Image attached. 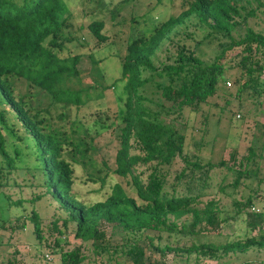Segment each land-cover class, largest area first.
Instances as JSON below:
<instances>
[{"label":"trees","instance_id":"obj_1","mask_svg":"<svg viewBox=\"0 0 264 264\" xmlns=\"http://www.w3.org/2000/svg\"><path fill=\"white\" fill-rule=\"evenodd\" d=\"M180 6L178 12L155 21L149 35L140 32L127 36L119 76L109 85L102 84L104 70L89 52L94 65L92 81L83 85L78 69L81 51L74 47L85 48L88 42L84 35L70 30L73 10L68 0H0V121L6 132L0 129V187L11 183L12 170L20 169L29 175L24 177L27 185L41 188L28 201L46 195L56 201L50 241L59 248L69 233L81 240L72 250L59 248L63 264H80L86 257L84 244H91L95 253L108 251L114 256L126 255L131 264H147L143 238L153 249L195 253L196 258L220 259L251 246H264L261 155L252 143L239 158L237 149L233 150L229 164L191 153L186 148L190 118L185 115L186 107L199 110L225 89L228 96L220 107L231 109L232 92L226 77H231L236 87L232 96L238 112L244 96L261 102L264 30L255 27L259 22L254 18L258 12L264 14V0H180ZM191 16L205 33L191 45L177 43L171 61L156 63L161 44ZM87 27L96 40L107 37L102 31L103 19H91ZM209 37L218 38L220 49L205 62L196 48ZM233 49H237L235 57ZM117 80L124 82V109L118 122L106 124L108 114L104 115L103 107L96 106L93 111L90 107L95 97L103 96ZM32 90L47 93L53 102L74 105L80 115L53 119L39 110L32 112L29 100L36 94ZM87 107L89 112L84 113ZM208 118L206 112L204 122ZM113 124L118 140L114 165L102 157L100 166L93 158L97 138L102 128ZM194 143L202 144L201 140ZM75 164L82 167L87 181L99 182L100 186L106 184L109 175L118 179L109 185L103 199L87 202L74 188ZM217 167L230 171L232 180L227 181L222 174L213 184ZM248 178L256 179V186H248L245 197L239 199L233 191ZM13 183H17L14 178ZM219 192L231 194V208L221 202ZM23 201L9 202L21 205ZM30 211L16 215L14 224L3 219L0 226L13 233L31 222L41 240L42 216L33 205ZM59 211L64 215L56 216ZM240 216L246 227L244 235L221 241L189 238V244L183 246H160L156 241L164 230L197 235L220 230ZM103 224L122 230L120 245L110 246Z\"/></svg>","mask_w":264,"mask_h":264},{"label":"rangeland","instance_id":"obj_2","mask_svg":"<svg viewBox=\"0 0 264 264\" xmlns=\"http://www.w3.org/2000/svg\"><path fill=\"white\" fill-rule=\"evenodd\" d=\"M72 8V26L70 30L80 36L84 35L88 42L87 47L79 49L81 51V59L78 64L80 77L83 85L91 83V70L94 69L89 52L93 53L94 58L98 60V66L104 70V77L100 80L102 84L109 85L116 80L120 72V57L125 53L126 38L129 35H137L144 32L149 35L155 21L165 19L171 13L178 12L181 9L180 0H68ZM255 3L253 2L252 5ZM258 18H254L259 22L255 27L264 30V14L258 12ZM134 18V20H133ZM91 19H103V33L106 34L104 40H96L90 34L87 22ZM205 33V30L197 19L193 16L189 17L184 23L178 25L170 34L155 55V62L171 61L172 55L176 52L177 43H185L191 45L195 39H199ZM225 39V38H221ZM220 45L218 38L209 37L202 41L196 48V53L205 61L209 62L214 55L219 51ZM235 52V53H234ZM237 49L232 50V55L235 57ZM168 56H171L168 58ZM233 72V71H232ZM227 80L229 82H227ZM123 81L117 80L113 86L105 89L104 95L95 97L92 101L90 109L93 111L96 106H102L105 114L104 122L107 124L111 121H119L120 112L124 109L125 92L123 89ZM226 86L232 94L235 93L236 87L233 85L231 77H226ZM36 94L30 98L33 106L32 112L57 119L60 117L76 118L80 115L74 105L62 102H53L51 97L45 92L32 90ZM228 90L225 93H218L211 103H203L199 110L185 108V115L190 118V127L187 130V150L195 154H200L204 159H210L213 162H218L220 159L225 160L228 164L232 162V151L237 149V158L246 153L247 146L252 143L257 155H261L260 170L264 172V95L261 102L258 103L254 99L244 96L243 107L237 116V100L232 96L230 108L220 106L224 105V100L228 96ZM100 103V104H97ZM89 112V107L84 108ZM234 111V112H233ZM82 112V113H83ZM209 114L207 123L204 122V114ZM83 113V114H84ZM118 115V117H117ZM92 123V122H91ZM93 127H95L93 125ZM0 129L4 131L0 121ZM5 132V131H4ZM6 133V132H5ZM117 126L102 128L99 137L97 138V151L93 155L95 162L101 166V158H105L110 165H114V155L118 144L116 139ZM195 140H201L202 144H195ZM1 158V154H0ZM75 177L74 188L79 192V197L87 202H94L103 199L109 191V185L117 180V176L109 175L105 185L100 186L99 182L87 181L85 179L84 170L78 164L74 165ZM222 174H226V180H232L233 175L224 167H217L213 171L212 182L215 184ZM29 176L23 173L22 170H12L9 174V185L0 187V222L5 219L12 224L15 216L24 213L30 214L32 205L42 216L40 222L42 224V239L39 240L32 228L31 222L22 230H17L11 233L9 228L0 226V264H63L59 257L60 247L72 250L75 245L80 244V238L74 237L69 233L67 242L63 241L60 247L57 248L50 241L51 232L49 229L51 214L56 205V201L52 198H47L46 195L41 200L37 199L34 202L28 201L30 198L41 190L34 186L27 185L26 178ZM13 178L17 183H13ZM245 183V184H243ZM239 184L235 189L234 195L239 199H243L248 192L247 187H255L256 179L248 178ZM231 191V189L228 188ZM134 194V193H132ZM221 202L228 204L231 208V194H223L219 192ZM135 195V194H134ZM23 198V204L16 205L9 202ZM264 202V197H263ZM24 207V208H23ZM63 216L64 213L59 211L56 216ZM180 221H178L179 223ZM245 223L242 217H238L236 221L231 222L220 228L210 232L199 233L197 235L185 234L182 231L164 230L160 233V238H157V243L162 246L164 244L185 245L189 244L190 239L201 241L212 239L215 241L224 240L227 236L242 235L246 232ZM68 228H72L71 223ZM105 236L110 240V246L122 243V230L113 228L111 224H103ZM154 234L155 231L147 230ZM243 234V235H244ZM190 238V239H189ZM146 244V263L147 264H264V246H251L246 251L231 253L220 259L199 257L196 258L195 253L187 254L183 251L153 249ZM82 245V244H81ZM117 245V246H118ZM111 249V248H110ZM85 259L80 264H131V260L126 255H112L108 251L95 253L91 244H84L82 247Z\"/></svg>","mask_w":264,"mask_h":264},{"label":"built area","instance_id":"obj_3","mask_svg":"<svg viewBox=\"0 0 264 264\" xmlns=\"http://www.w3.org/2000/svg\"><path fill=\"white\" fill-rule=\"evenodd\" d=\"M227 82H229V81H227ZM236 114H237V116H239V115H240V114H239V112H237Z\"/></svg>","mask_w":264,"mask_h":264}]
</instances>
